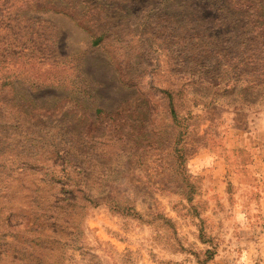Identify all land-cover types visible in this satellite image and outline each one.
I'll list each match as a JSON object with an SVG mask.
<instances>
[{
	"label": "rangeland",
	"instance_id": "1",
	"mask_svg": "<svg viewBox=\"0 0 264 264\" xmlns=\"http://www.w3.org/2000/svg\"><path fill=\"white\" fill-rule=\"evenodd\" d=\"M48 241L264 264V0H0V264Z\"/></svg>",
	"mask_w": 264,
	"mask_h": 264
},
{
	"label": "trees",
	"instance_id": "2",
	"mask_svg": "<svg viewBox=\"0 0 264 264\" xmlns=\"http://www.w3.org/2000/svg\"><path fill=\"white\" fill-rule=\"evenodd\" d=\"M64 194L65 195H69L68 192H65ZM72 195H73L74 198L76 197L75 194H72ZM72 206L73 205L70 204V203L67 204V206H60L61 208H57V206H53L52 210L46 211V213L48 212V213L51 214V216L48 217V219H51V223L42 224L41 228L39 226H37L36 227L37 229L34 230V232L37 231V230L43 231L44 228H46V229L49 228V229H51V236H50L52 238L51 240H53L54 242L61 241L60 239L58 241H55L56 231H57V226H55L56 225V221H57V216H56L57 214L56 213H58L60 210H62L64 212L63 215L66 218V217H68L69 211L72 208ZM22 209H23V211L16 210V208H13V210H11V212H10V210L8 212L14 213V214L18 213V214H21V215L23 214V216H26L27 219H30V217L32 216V211L28 210V209L24 210V208H22ZM16 218H17L16 215H11L10 221H12V222H11V224H9V227L13 228V230L8 232V234L12 235L13 240H14L13 242L18 244L19 243V238H20L18 234L22 230L19 229V225H21V222H20L19 219H16ZM65 223H66V221H65ZM39 224H41V223L38 222V225ZM50 225H52V226H50ZM28 232L29 231H27V233ZM30 234H33V231L31 229H30L29 235ZM27 241H29V240H27ZM63 244L64 245H68L66 242H64ZM44 245H45V247H43V249L41 247L39 249H35V250L34 249H29L28 250V254H26L24 252L21 255H19L18 253L17 254H18V256H19V258L21 260H25L26 261V264H57L56 261H50L51 260V255L49 253L52 252V249L49 247L50 246V242L48 241ZM45 251H47L46 254H45ZM71 255H73V253ZM70 256L64 262H60L58 264H78L77 262L81 259L79 257V254H77V256H72V257H70ZM83 260H84V264H93L92 261L90 259H88V258L87 259L83 258Z\"/></svg>",
	"mask_w": 264,
	"mask_h": 264
}]
</instances>
